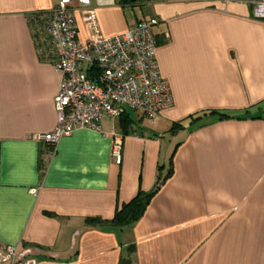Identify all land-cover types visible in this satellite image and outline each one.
<instances>
[{"label": "crops", "instance_id": "crops-1", "mask_svg": "<svg viewBox=\"0 0 264 264\" xmlns=\"http://www.w3.org/2000/svg\"><path fill=\"white\" fill-rule=\"evenodd\" d=\"M55 2L0 0V247L35 264H264V21L244 1L141 0L146 11L126 19L91 0L103 37L158 19L155 58L173 105L153 122L129 109L105 116L47 158L37 136L55 129L61 78L30 18ZM209 111L231 117L185 121ZM156 186L138 221L102 223Z\"/></svg>", "mask_w": 264, "mask_h": 264}, {"label": "built area", "instance_id": "built-area-1", "mask_svg": "<svg viewBox=\"0 0 264 264\" xmlns=\"http://www.w3.org/2000/svg\"><path fill=\"white\" fill-rule=\"evenodd\" d=\"M100 5L125 7L131 0H96ZM141 0H134L138 2ZM244 1L252 6V18L264 21V0ZM91 0H56L50 12L31 20V30L38 52L52 62L60 75L58 94L54 98L55 129L37 136L47 146L48 157L55 153L62 138L75 130L100 131L103 117L116 119L127 109L142 113L155 121L173 105L168 82L161 76L155 58L153 34L157 18L139 21L133 28L108 37L101 36L98 19L90 7ZM80 20L86 40H78ZM112 157L121 162V142L115 138ZM31 193L36 194V190ZM0 264H35L24 261L16 246L0 247Z\"/></svg>", "mask_w": 264, "mask_h": 264}, {"label": "trees", "instance_id": "trees-1", "mask_svg": "<svg viewBox=\"0 0 264 264\" xmlns=\"http://www.w3.org/2000/svg\"><path fill=\"white\" fill-rule=\"evenodd\" d=\"M38 15H41V14H38ZM38 15L31 17L30 20H32L34 17ZM213 116H216L218 120L228 119L231 117V115L225 112L209 111V112H203L197 115L189 116L187 119H185V121H188L189 125H193V124H196L204 120L205 118H209ZM183 127H184L183 122L173 123L169 130V133L173 134L176 130L181 129ZM169 175L170 173L168 174V176ZM157 186L150 193L138 191L135 197L130 202L126 204H122L119 208L116 209V212L113 218L109 222H102V223H107L119 229H122L138 221L142 217L147 205L149 204L150 198L154 194V191L157 189ZM87 222L95 223L96 219H89L87 220ZM120 264H130V262L127 260H123L121 261Z\"/></svg>", "mask_w": 264, "mask_h": 264}, {"label": "rangeland", "instance_id": "rangeland-1", "mask_svg": "<svg viewBox=\"0 0 264 264\" xmlns=\"http://www.w3.org/2000/svg\"><path fill=\"white\" fill-rule=\"evenodd\" d=\"M121 8L123 9V13H124V16L126 17V19H133V18L135 19V16L139 17L144 13V10L146 7L143 6L139 2H136L132 5L129 4V5H126L125 7H121Z\"/></svg>", "mask_w": 264, "mask_h": 264}, {"label": "water", "instance_id": "water-1", "mask_svg": "<svg viewBox=\"0 0 264 264\" xmlns=\"http://www.w3.org/2000/svg\"><path fill=\"white\" fill-rule=\"evenodd\" d=\"M134 0H131V2H133Z\"/></svg>", "mask_w": 264, "mask_h": 264}]
</instances>
